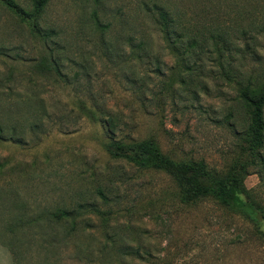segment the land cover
I'll list each match as a JSON object with an SVG mask.
<instances>
[{
    "label": "rangeland",
    "instance_id": "1",
    "mask_svg": "<svg viewBox=\"0 0 264 264\" xmlns=\"http://www.w3.org/2000/svg\"><path fill=\"white\" fill-rule=\"evenodd\" d=\"M137 1L46 0L37 32L0 6V264H264V164L248 162L244 110L216 69L177 66ZM105 119L114 140L236 172L239 203L187 200L172 172L111 158Z\"/></svg>",
    "mask_w": 264,
    "mask_h": 264
},
{
    "label": "trees",
    "instance_id": "2",
    "mask_svg": "<svg viewBox=\"0 0 264 264\" xmlns=\"http://www.w3.org/2000/svg\"><path fill=\"white\" fill-rule=\"evenodd\" d=\"M30 1V11L14 0H0V6L37 32L36 20L46 0ZM194 1L188 10L183 0H138L136 15L155 29L168 53L176 59L177 66L183 65L189 78L207 68L216 69L217 79L233 89L235 101L244 110L243 142L250 152L249 164L254 160L264 164V70L255 72L261 67L260 51L264 48L261 44L264 40V0ZM198 7H201L199 12ZM49 34L52 32H46V37ZM125 38L132 49L131 36ZM134 48L131 51L135 58L149 56L147 42L140 41ZM247 62L253 64L244 71ZM102 128L105 137H110L107 147L112 150L111 158H122L139 169L158 168L172 172L179 179H175L181 188L179 193L187 200L207 196L224 207L239 203L236 194L241 184L236 172H210L202 161L173 162L162 157L152 141L125 144L119 139L114 140L111 137L115 131L112 119H105ZM1 131L0 128V134ZM97 194L103 197L100 191ZM82 207L78 205V208ZM57 213L67 216L65 212Z\"/></svg>",
    "mask_w": 264,
    "mask_h": 264
}]
</instances>
